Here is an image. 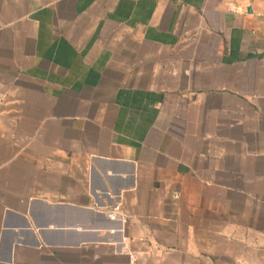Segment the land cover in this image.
<instances>
[{
  "label": "crops",
  "instance_id": "obj_1",
  "mask_svg": "<svg viewBox=\"0 0 264 264\" xmlns=\"http://www.w3.org/2000/svg\"><path fill=\"white\" fill-rule=\"evenodd\" d=\"M0 264H264V0H0Z\"/></svg>",
  "mask_w": 264,
  "mask_h": 264
}]
</instances>
